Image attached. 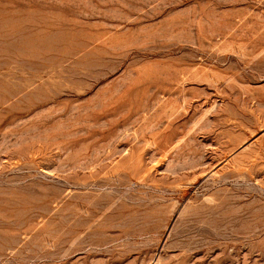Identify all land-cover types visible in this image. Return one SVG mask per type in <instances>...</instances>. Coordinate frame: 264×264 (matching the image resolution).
<instances>
[{
    "label": "rangeland",
    "instance_id": "374dc122",
    "mask_svg": "<svg viewBox=\"0 0 264 264\" xmlns=\"http://www.w3.org/2000/svg\"><path fill=\"white\" fill-rule=\"evenodd\" d=\"M0 264H264V0H0Z\"/></svg>",
    "mask_w": 264,
    "mask_h": 264
},
{
    "label": "bare ground",
    "instance_id": "6f19581e",
    "mask_svg": "<svg viewBox=\"0 0 264 264\" xmlns=\"http://www.w3.org/2000/svg\"><path fill=\"white\" fill-rule=\"evenodd\" d=\"M104 180V179H103ZM99 182V181H98ZM96 184V183H95ZM89 187V186H88ZM90 190V189H89ZM100 192V191H99ZM91 200V199H90ZM106 200V199H105ZM82 202V201H81ZM93 202H94V200H93ZM103 202V201H102ZM106 203V202H105ZM93 204V203H92ZM86 205V204H85ZM98 205V204H97ZM101 206V205H100ZM108 207V206H107ZM109 207H110V205H109ZM90 208V207H89ZM99 208V207H98ZM102 208V207H101ZM101 208H99V209H101ZM91 209H92V207H91ZM94 209V208H93ZM104 209V208H103ZM96 209H94V210H92V211H95ZM106 210V209H105ZM106 212V211H105ZM97 213V212H96ZM85 216V215H84ZM87 216V215H86ZM102 218V217H101ZM100 220V219H99ZM75 221V220H74ZM84 223V222H83ZM94 223V222H93ZM98 224V223H97ZM120 224V223H119ZM118 226V225H117ZM63 227V226H62ZM125 227V226H124ZM68 228V227H67ZM74 228V227H73ZM59 229V228H58ZM88 229V228H87ZM97 229V228H96ZM121 230V229H120ZM67 231V230H66ZM64 232V231H63ZM49 233V232H48ZM70 233V232H69ZM75 233V232H74ZM51 236V235H50ZM56 237V236H55ZM57 239V238H56ZM85 239V238H84ZM54 241V240H53ZM56 241V240H55ZM82 241V240H81ZM74 242H76V241H74ZM53 243V242H52ZM59 243V242H58ZM79 244H81V243H79ZM53 245V244H52ZM85 245V244H84ZM70 246V245H69ZM69 248V247H68ZM59 249V248H58ZM128 250V249H127ZM55 251V250H54ZM60 253V252H59ZM57 254V253H56ZM16 256V255H15ZM50 256V255H49Z\"/></svg>",
    "mask_w": 264,
    "mask_h": 264
}]
</instances>
